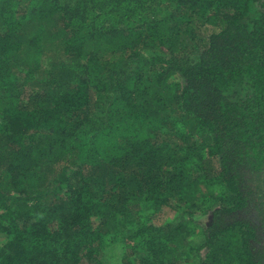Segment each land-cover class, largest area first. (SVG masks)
Wrapping results in <instances>:
<instances>
[{"label":"trees","instance_id":"1","mask_svg":"<svg viewBox=\"0 0 264 264\" xmlns=\"http://www.w3.org/2000/svg\"><path fill=\"white\" fill-rule=\"evenodd\" d=\"M110 246L264 264V0H0V264Z\"/></svg>","mask_w":264,"mask_h":264},{"label":"rangeland","instance_id":"2","mask_svg":"<svg viewBox=\"0 0 264 264\" xmlns=\"http://www.w3.org/2000/svg\"><path fill=\"white\" fill-rule=\"evenodd\" d=\"M166 213H168V210L164 214ZM165 217H168V216H165ZM167 219H170V218H167ZM113 248L114 246L112 247L110 246L109 248H107L106 257L104 260L105 264H121V259L119 257L118 251L117 249H113Z\"/></svg>","mask_w":264,"mask_h":264}]
</instances>
